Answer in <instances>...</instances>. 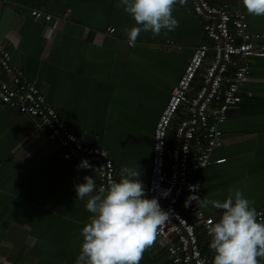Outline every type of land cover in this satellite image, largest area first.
<instances>
[{
  "label": "crops",
  "instance_id": "0c3cea01",
  "mask_svg": "<svg viewBox=\"0 0 264 264\" xmlns=\"http://www.w3.org/2000/svg\"><path fill=\"white\" fill-rule=\"evenodd\" d=\"M0 1V40L11 64L85 144L108 150L120 177L129 167L146 184L155 123L194 48L207 41L189 2L176 4L175 30L156 37L141 32L130 45L125 29L138 25L117 7L120 0ZM208 1L239 10L252 33L264 34V16L248 14L242 0ZM41 7L61 18L48 36L46 24L29 14ZM107 28L114 35L101 38ZM249 65L243 100L228 111L212 153L225 161L203 171L201 199L223 202L240 190L258 210L264 206V58ZM8 81L0 68V82ZM45 136L35 120L0 104V254L6 264H76L82 229L93 215L87 198L77 197L80 174L58 160ZM201 210L214 218L223 211ZM140 264H170L165 243L156 239Z\"/></svg>",
  "mask_w": 264,
  "mask_h": 264
},
{
  "label": "built area",
  "instance_id": "2783aa9c",
  "mask_svg": "<svg viewBox=\"0 0 264 264\" xmlns=\"http://www.w3.org/2000/svg\"><path fill=\"white\" fill-rule=\"evenodd\" d=\"M187 1L207 41L194 48L155 123L145 198H157L161 208L171 213V220L158 230L157 236L165 243L170 264H213L215 253L209 247L211 236L207 229L209 221L215 223L220 218L206 216L195 201L187 207L185 203L191 195L201 199L203 171L212 163L225 161L213 160L212 153L222 142L221 126L228 111L243 100L241 89L251 77L249 60L264 58V34L252 33L239 10L212 5L208 0ZM29 14L46 24L47 36L61 22L60 17L43 7L31 8ZM99 34L106 38L114 35V29L107 28ZM0 68L9 77L8 82H0V104L35 120L59 161L80 174L83 183L85 176L93 177L97 190L107 187L109 179L120 181L108 150L85 144L68 127L40 88L11 64L10 53L1 40ZM82 160L92 167L78 168ZM257 213L258 219L264 220V206ZM6 262L7 256L0 254V264Z\"/></svg>",
  "mask_w": 264,
  "mask_h": 264
},
{
  "label": "clouds",
  "instance_id": "9594fccd",
  "mask_svg": "<svg viewBox=\"0 0 264 264\" xmlns=\"http://www.w3.org/2000/svg\"><path fill=\"white\" fill-rule=\"evenodd\" d=\"M248 14L264 16V0H242ZM187 0H120L135 22L125 29L130 43L141 32L159 36L162 30L171 32L179 24L173 12L176 4ZM92 166L82 160L78 168ZM140 172L125 167L119 182L109 179L107 187L97 185L91 176L75 187L78 199L87 198L86 209L93 215L82 229L83 243L76 264H140L144 253L156 242L158 230L171 220V213L161 208L157 198H145V186ZM192 189L195 186H191ZM195 201L199 208L209 205L223 210L218 222L209 221L210 249L215 253L213 264H261L264 261V220L258 219L253 201L244 198L240 190L223 201L200 199L191 195L187 207Z\"/></svg>",
  "mask_w": 264,
  "mask_h": 264
}]
</instances>
